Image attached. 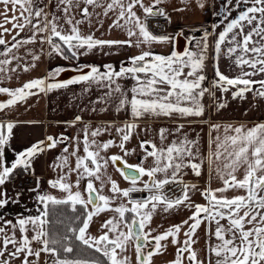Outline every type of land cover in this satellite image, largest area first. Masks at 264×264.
Returning a JSON list of instances; mask_svg holds the SVG:
<instances>
[{
    "label": "snow or ice",
    "instance_id": "obj_1",
    "mask_svg": "<svg viewBox=\"0 0 264 264\" xmlns=\"http://www.w3.org/2000/svg\"><path fill=\"white\" fill-rule=\"evenodd\" d=\"M163 3L164 0H150V3H145V0H47L44 4L42 0H0L3 6L0 12V45L3 46V51H0V57H3L0 59V78L5 73L16 71L8 66L13 60L19 62L18 50L37 41L48 45L47 55L50 58L59 56L76 61L97 48L128 45L141 49L138 55L129 57L128 66L121 62L119 70L111 64L104 65V71L98 66L80 65L74 69L79 75L59 82L56 77L68 69L57 66L48 70L45 77L31 79L15 89L0 87V93L10 97L6 103H0V110H4L38 93L82 82L98 83L110 89L107 96L118 93L120 98L116 111H130L132 117L130 122L122 125L104 124L95 129L84 124L82 141L80 137H74L75 147L72 150L68 146L63 148L62 154L57 157L59 163L53 165L54 169L60 170V174L55 180L48 181L52 189L64 195L57 197L49 192H39L40 181L37 178L36 188L29 189L36 193V214L20 213L15 217H11L6 210L9 205L20 204L22 191L11 196L4 186L13 180L18 169L34 171L33 161L39 155L64 144L68 138L63 134L59 137L49 135L45 140L15 153V159L9 166L5 149L16 125L0 122V264H41L42 254L50 258L51 264H131L126 255L129 248L134 249L136 264H152L155 255L167 250L169 240L176 246L175 258L169 264H184L185 258L188 264H204L193 247L197 230L202 224L208 225L206 234L210 241L215 239V243L209 242L207 246L210 254L208 264H264V123L252 127L211 124V131L218 134H210L207 156L200 152L198 142L189 139L186 134L183 139H173L165 144L171 133L160 128L159 145L148 139L141 140L138 145L144 151L145 159H152V166L145 167L143 161L137 165L124 161V157L135 151H129L126 144L134 135H139L138 120L146 117H202L205 112L202 98L206 94L215 97L212 89L217 88L222 92L236 88L232 92L234 99H244L248 92L264 98V79H254L258 75L264 76V0H234L240 9L238 14L234 18L225 15L221 21L223 30L219 31L213 44V59L217 63H214L216 79L212 89L203 86L207 79L205 68L208 37L211 35L207 29L203 30L199 39L194 36L186 38L190 44L194 41V48L185 47L182 52L173 49L168 55L151 50L153 45L172 44L175 39L170 34L157 35L149 30L147 20L150 17H163L171 23V17L161 7ZM197 3L199 7H205L203 0H197ZM232 4L233 0H228L221 6L220 12L231 13ZM52 6L56 11L46 10ZM137 9L142 10L143 19L137 14ZM110 14L115 19L109 29L125 31L128 39H99L91 31L87 34L82 31L81 25L87 23L91 28L94 20L102 27V18ZM7 24H11V28L5 27ZM217 27L212 25L213 32ZM26 30L31 35L18 39L20 32ZM14 31L9 45L4 36ZM221 55L228 57L232 65L239 69L237 76L230 78L220 71L218 60ZM31 60L32 63L25 66L24 71L35 68L40 56L32 54ZM84 68L89 70L85 72ZM129 77L135 82L129 90L130 98L118 82ZM254 85L259 87L254 88ZM216 106L220 109L226 104L217 102ZM81 120L78 115L71 124L74 126ZM184 127L183 124L178 125L175 132L181 133ZM111 129L119 136L118 144L111 139L103 142L97 139ZM221 130L222 135L219 134ZM143 131L147 132L148 126ZM81 143L83 155L79 152ZM112 147H119L124 157L102 155ZM70 158L75 159L74 167ZM109 162L113 165L121 162L125 169H129L117 168V171L131 182L130 187L121 189L111 177L105 179ZM205 162L210 174L214 173L215 178L222 182L221 187L200 191L196 184L183 182L186 169L200 177ZM241 169L243 176L239 178L237 173ZM73 173L77 177L74 184L70 180ZM157 174H162L163 178H158ZM145 176L148 179L141 181ZM84 180L86 185L81 191ZM97 181L100 182L99 187L96 186ZM138 181H141L142 187H137ZM105 183L110 184L111 195L103 194ZM173 183L182 184L183 192L181 196L169 200L161 190ZM229 190H242L244 194L228 197L226 193ZM138 191L150 194L142 199H133L131 194ZM194 191H200L207 204H194L191 201ZM116 201L119 202L114 204ZM61 205L70 206L73 213L78 211V207L83 210L72 221L73 224L79 221V224L68 227L64 232L52 226L53 213L56 206ZM182 205L194 209L192 215L181 224L153 234L151 221L158 206L169 212ZM109 211L113 215L100 225V234L92 235L90 226L94 218ZM185 226V239L181 243L179 234ZM74 241H78L79 245ZM80 245L89 255L73 257L81 250ZM43 264L49 262L45 260Z\"/></svg>",
    "mask_w": 264,
    "mask_h": 264
},
{
    "label": "crops",
    "instance_id": "obj_2",
    "mask_svg": "<svg viewBox=\"0 0 264 264\" xmlns=\"http://www.w3.org/2000/svg\"><path fill=\"white\" fill-rule=\"evenodd\" d=\"M203 2L205 7L201 8L199 7L197 0H183V2L182 0H164L161 7H164L168 15L171 17V23L167 21V30L159 33H153L157 35L170 34L174 37L177 34L181 35L183 38V47L179 50V52H182L185 47L194 48V41L190 44L186 39L187 37L194 36L196 39H199L203 35V30L207 29L211 35L208 37L209 48L207 51L205 68L207 79L203 83V86L212 89L213 80L216 79L214 63H217V61H214L213 59L214 40L216 36H218L219 31L223 30L221 21L224 20L225 15H228L229 18H234L240 9L235 5L234 0L231 5L233 8L231 13L220 12L221 6L227 4L228 0H203ZM42 3L47 4V0H42ZM145 3H150V0H145ZM175 9H182V11H176ZM46 10L56 11L54 6ZM2 11L3 6L0 5V12ZM217 13L220 14L217 15ZM137 14L143 19L144 14L142 10L137 9ZM102 19V27L97 25L94 20L91 28L87 23L81 25L82 31L85 34L91 31L96 38L99 39H128L125 31L115 28L109 29V25L112 23V20L115 19L114 15L110 14L109 17ZM226 22L227 21H225V23ZM213 24L218 26L215 32H213L212 29ZM5 27L11 28V24H7ZM13 35H15V31L4 36V38L9 41V45L12 42ZM30 35L31 33L26 30L20 32L17 38L23 39L29 37ZM133 39H135V37H133ZM173 49H175V39L172 44L153 45L151 50L156 54L168 55ZM0 51H3L2 45H0ZM140 51L141 49L130 47L128 45H124L123 47L113 46L112 48L104 47L103 49L97 48L87 55L80 56L79 61L64 60L59 56H53L50 58L47 55L48 45L46 43L41 44L37 41L36 43L25 45L18 50L17 55L20 58L19 62L13 60L8 66L10 69L15 68L16 71L5 73L3 77L0 78V87L15 89L31 79L45 77L48 70L54 69L57 66L74 70L80 65H94L100 67L101 71H104V65L111 64L114 69L119 70L121 62H123L124 66H128L130 63L129 57L138 55ZM32 54L39 55L40 60L36 62L35 68H29L28 71H24V67L32 63ZM2 58L3 57H0V59ZM218 65L220 71L230 78L239 74V69L235 68L226 56H220ZM88 70L89 69L86 68L84 71L87 72ZM79 74L80 73L75 72L65 78L56 79V81H66ZM254 79H264V76L258 75L254 77ZM118 82L130 98L131 93L129 90L135 82L130 77L120 79ZM253 87L258 88L259 85H254ZM109 90L110 89L107 86L102 84L82 82L80 84L69 85L67 88L54 89L51 92L38 93L36 95L29 96L23 102H18L14 106L0 110V122H12L16 125L13 129V135L10 143L5 149L9 166L15 159V153L30 147L37 141L45 140V138L49 135L59 137L63 134L68 138L64 144L58 145L55 149L46 150L33 161L34 171H31L36 175V180L33 185L16 188L11 182H9L4 186L11 196H15L17 191H22L20 204L9 205L6 210L11 217H15L20 213L36 214V208L38 207L35 200L36 193L30 192L29 189L36 188L37 178H39L40 181V187L38 189L39 192H49L57 197H62L64 195L59 192V190L52 189L48 181L55 180L60 174V170L54 169L53 165L59 163L57 161V157L62 154L63 148L68 146L70 150H72L75 147V142L73 140L74 137H80L82 141V127L84 124H88L91 129H95L97 126L104 124L122 125L123 123L130 122L132 120L130 111H116L120 97L118 93H113L110 97L107 96L106 94ZM236 90V88H231L228 92H222L218 88L212 89L215 93V97L206 94L202 98V103L205 106V112L202 117H177L174 119L166 117H146L138 120L136 123L139 125V128L137 129L139 135H134L133 138L126 144V148L129 151L135 149L132 155L124 157V154L119 147H112L106 153L102 152V155L106 157L111 155H120L124 157V161L129 165H137L143 161L145 167L152 166V159H145L144 151L138 147L139 142L143 139H148L159 145L161 143L158 135L159 130L160 128H165L171 133L164 141L165 144L170 143L173 139H183V135L186 134L189 139L198 142L200 152L204 156H207L210 134L212 136L218 134L211 131V124H244L248 127H252L258 123H264V98L254 95L253 92H248L245 94L244 99H234L232 97V92ZM8 99H10L9 96L0 98V103H6ZM217 102L225 103L226 107L218 109L216 106ZM101 108H105L107 110L100 111ZM93 109H95V111H93ZM78 115L81 116L82 120L73 126L71 122L74 121L75 117ZM180 124H183L185 127L182 129L181 133H176L175 129ZM145 126H148L147 132L143 131ZM219 134L222 135V130ZM97 139L101 142L111 139L116 144L119 143V136L114 129H111L109 132H103L99 137H97ZM146 147L151 150L149 145H146ZM79 152L83 155L82 143L79 148ZM70 163L71 166L74 167L75 159L70 158ZM117 168H119L117 165H113L109 162L106 169L105 179L106 177H111L118 183L121 189L130 187L131 182L129 180H125L123 176L120 175V172L117 171ZM157 175L158 178H163L162 174ZM237 175L239 178H242L243 170L241 169ZM76 179L77 177L75 173H73L70 176V180L73 184ZM147 179L148 178L145 176L141 178V181H146ZM182 180L187 184H196L200 191L209 187L214 189L222 186V182L215 178V174H210L206 162L203 165V174L200 177H196L191 173L190 169H186ZM141 181L137 182L138 188L142 187ZM95 183L97 187L100 186V182L97 181ZM85 185L86 180L81 182V191H83ZM109 189L110 184L105 183L103 194L111 195ZM73 190L75 191V188H73ZM200 191H194L191 193V201L194 204H207L204 197L200 195ZM138 192H142L143 195H134V193H132L131 196L133 199H142L150 194L148 191ZM182 192L183 189L177 196L169 198V200L181 196ZM242 194H244L242 190H229L226 193L228 197ZM118 202L119 201H116L114 204ZM125 202H127V198H125ZM193 210L194 209H190L182 205L178 209L164 212L162 206H158L151 221V228L154 229L153 234L162 233L172 225L181 224L182 221L187 220L188 217L192 215ZM112 215L113 213L109 211L101 214L97 218H94V223L90 226L91 234L99 235L100 225L104 220L110 218ZM128 215L130 217V214ZM222 223H226V221H222ZM207 228V224L201 225V227L197 230L195 237L196 243L193 245L199 253V258L204 260V264H208V258L210 255L207 252L208 243H215V239L212 238L210 241L208 235L206 234ZM186 230L187 226L182 228L179 234V240L181 243L185 239L184 232ZM175 253L176 246L172 245L169 240L167 250L163 254L155 255L152 258V264H169V261L175 258ZM126 255L129 256L131 264H136L134 249L129 248ZM40 259L41 264H43L45 260L51 264L50 258L46 255L42 254ZM184 264H188L186 258L184 260Z\"/></svg>",
    "mask_w": 264,
    "mask_h": 264
},
{
    "label": "built area",
    "instance_id": "obj_3",
    "mask_svg": "<svg viewBox=\"0 0 264 264\" xmlns=\"http://www.w3.org/2000/svg\"><path fill=\"white\" fill-rule=\"evenodd\" d=\"M147 24L149 30L154 33H159L167 30L168 24L167 20L163 17H150L147 20ZM36 180V175L31 170L25 172L23 169H19L16 171L13 180L11 181L12 185L16 188H22L25 186L33 185ZM183 189V185L180 183H173L170 185H166L161 191L163 195L169 199L174 196H177L181 190Z\"/></svg>",
    "mask_w": 264,
    "mask_h": 264
},
{
    "label": "trees",
    "instance_id": "obj_4",
    "mask_svg": "<svg viewBox=\"0 0 264 264\" xmlns=\"http://www.w3.org/2000/svg\"><path fill=\"white\" fill-rule=\"evenodd\" d=\"M8 96L5 94L4 97ZM3 97V98H4ZM83 210L78 207V211L76 213H73L70 206H56V209L53 213L52 220H53V227L59 231L64 232L68 227L76 226L79 224V221H75V224L72 223L74 220V217L76 215H79ZM58 221H63V223H59ZM69 235H71L69 233ZM75 244L79 245L78 241H74ZM79 248L80 251L73 254V257L76 256H88L89 252L86 250H83V246L80 245Z\"/></svg>",
    "mask_w": 264,
    "mask_h": 264
},
{
    "label": "water",
    "instance_id": "obj_5",
    "mask_svg": "<svg viewBox=\"0 0 264 264\" xmlns=\"http://www.w3.org/2000/svg\"><path fill=\"white\" fill-rule=\"evenodd\" d=\"M182 47H183V38L181 37V35L177 34L175 36V49L179 51L182 49ZM84 70H86V68H84ZM75 72H77V71L68 69L65 72L60 73V75L57 76L56 79L65 78V77H67V76H69ZM4 96H5L4 93H0V98H3ZM116 165L124 171H129V169L124 168V164L121 162H117ZM134 195H143V193L142 192H135Z\"/></svg>",
    "mask_w": 264,
    "mask_h": 264
}]
</instances>
